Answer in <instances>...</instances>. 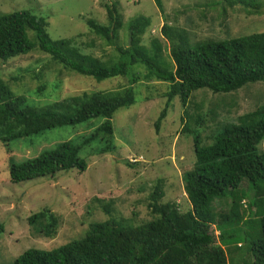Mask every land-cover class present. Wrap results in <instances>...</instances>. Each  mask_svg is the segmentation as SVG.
<instances>
[{
  "label": "trees",
  "instance_id": "16d2710c",
  "mask_svg": "<svg viewBox=\"0 0 264 264\" xmlns=\"http://www.w3.org/2000/svg\"><path fill=\"white\" fill-rule=\"evenodd\" d=\"M154 1L162 10V0ZM219 4L223 11L227 6H243L246 12L250 8V15L256 13L252 9L259 8L258 0H220ZM106 9L108 26L95 20H89L87 26L97 37L115 45L124 23L117 5H107ZM150 24L145 18L131 22L128 28L131 43L127 41L125 46L117 47V61L104 62L85 52L76 39H52L45 17L27 10L0 15L3 62L38 50L70 73L97 81L122 77L127 84L128 78L130 82L126 88L85 91L42 106L23 95H15L11 86L0 79L1 143L94 118L105 120L77 142L65 141L27 162L11 163L12 183L71 170L85 172L88 162L81 151L93 142L100 144L91 153L115 152L113 118L119 110L135 103L133 86L142 77L147 82L168 86L162 95L167 99L166 106L155 123L157 132L176 97L186 107L193 94L209 91L226 96L221 104L231 106L234 103L228 100L229 93L264 84V31L191 44L185 32L164 25L162 32L172 45L173 65H169L156 38L150 47L142 44ZM93 46L91 41L86 47ZM132 67H139L138 71L144 68L145 73L131 74ZM260 103L237 122L223 124L209 136L212 141L208 144L203 143L202 132L208 129L209 122L214 123L211 115L216 112L211 110L208 118L199 119L193 129L185 121L183 133L192 134L195 152L193 169L184 174L185 195L190 203L187 210L182 211L176 202H163L165 192L163 181L159 180L149 196L152 220L142 224L118 220L112 216V207L102 203L107 218L90 223L83 237L53 250L29 249L14 264H264V152L258 150L264 142V100ZM252 193L254 196L250 197ZM224 201L227 205L221 207ZM29 223L47 237L55 236L59 228V218L49 208L31 215ZM4 229L0 224V237Z\"/></svg>",
  "mask_w": 264,
  "mask_h": 264
},
{
  "label": "rangeland",
  "instance_id": "374dc122",
  "mask_svg": "<svg viewBox=\"0 0 264 264\" xmlns=\"http://www.w3.org/2000/svg\"><path fill=\"white\" fill-rule=\"evenodd\" d=\"M219 2L162 0L161 10L154 0H0V15L27 10L45 17L52 39H76V44L84 46L85 52L104 62L117 61V47L130 42L129 24L145 18L151 24L142 44L150 47L156 38L162 46L163 57L173 65L172 45L162 32L164 25L185 32L191 44L264 31V0H258L259 8L252 9L256 11L252 15L248 14L251 9L246 12L243 6H227L223 11ZM114 4L124 27L116 44L109 45L90 31L87 22L95 20L108 26L106 6ZM91 41L94 46L87 48ZM138 70L139 67H132L131 74L145 73L144 68ZM0 79L11 86L15 95H23L28 101L42 106L63 96L130 86L129 78L127 84L122 77L97 81L70 73L38 50L7 62L0 60ZM167 87L163 83L147 82L143 77L133 86L135 103L119 110L112 121L116 151L100 155L91 153L97 151L100 143L86 146L81 155L86 158L88 169L83 173L76 170L58 172L15 184L10 181L9 172L11 163L27 162L62 142H77L88 136L105 121L103 118L55 128L8 144L0 142V224L5 228L0 237V264H14L20 255L32 248L53 250L83 237L90 223L107 218L102 203L112 207V216L118 220H129L134 224L152 220L149 196L159 180L163 181V202H176L182 211L189 208L184 174L193 169L195 152L192 134L183 133L185 121H189L193 129L199 119L208 118L209 112L215 111L211 115L214 123L209 122L208 129L202 132L203 143H211L209 136L223 124L237 122L241 115L253 112L261 105L264 84L249 85L229 93L227 98L234 103L231 106L221 104L226 96L209 91L193 94L186 107H182L176 97L157 132L155 123L166 106L167 99L162 95ZM36 93L45 95L38 97ZM258 150L264 152V142ZM226 205L224 201L221 207ZM44 208H49L59 218V228L53 237L36 231L29 223V217ZM251 235L249 233L247 237ZM243 244L245 248L249 247L246 242ZM234 254L237 260V254Z\"/></svg>",
  "mask_w": 264,
  "mask_h": 264
},
{
  "label": "water",
  "instance_id": "95a60500",
  "mask_svg": "<svg viewBox=\"0 0 264 264\" xmlns=\"http://www.w3.org/2000/svg\"><path fill=\"white\" fill-rule=\"evenodd\" d=\"M129 43H131V38H130V42Z\"/></svg>",
  "mask_w": 264,
  "mask_h": 264
}]
</instances>
